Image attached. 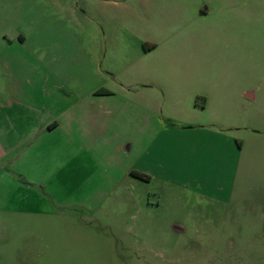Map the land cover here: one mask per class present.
Masks as SVG:
<instances>
[{
	"label": "rangeland",
	"instance_id": "374dc122",
	"mask_svg": "<svg viewBox=\"0 0 264 264\" xmlns=\"http://www.w3.org/2000/svg\"><path fill=\"white\" fill-rule=\"evenodd\" d=\"M91 1L78 0L72 40L80 43L81 59L90 53L82 26ZM107 3L104 32L111 40L102 43L96 30L102 43L96 55L99 73L111 74L100 88L139 81L159 91L155 141L174 167L157 168L150 182L134 187L127 179L97 184L105 177L95 169L88 187L61 195V202L77 205L76 218L64 212L55 224L20 219L8 230L0 222V264H264V0ZM24 4L27 33L44 42L65 40L53 29L63 13L50 0ZM5 21L17 30V13ZM91 78L82 76L78 88ZM247 91L253 99L243 96ZM131 99L130 93L111 96L119 108L111 130L128 135L135 150L131 125L141 108ZM209 120L221 124L216 134L194 128ZM187 141L203 142L206 154L204 163L183 171L177 156L190 151ZM116 142L112 134L109 143Z\"/></svg>",
	"mask_w": 264,
	"mask_h": 264
},
{
	"label": "crops",
	"instance_id": "0c3cea01",
	"mask_svg": "<svg viewBox=\"0 0 264 264\" xmlns=\"http://www.w3.org/2000/svg\"><path fill=\"white\" fill-rule=\"evenodd\" d=\"M50 1L53 9L63 13L61 24L53 29L63 31L64 41L44 42L26 32L28 24L25 26V11L21 8L25 7L24 0H18L16 12V0H7L0 7V222L6 223L7 230L20 219L55 224L64 212L69 219L76 218L77 205L61 202V195L88 187L95 169L105 177L97 184L114 186L127 179L134 187V182H150L155 169L174 167L169 152L159 155L155 141L158 90L149 88V83L128 85L118 80L112 91L107 88V93H94L110 80L111 74L99 73L96 55L100 44L107 45L111 40L104 32L105 26L110 27L109 0H92L86 9V25L82 28L86 27L89 34L82 43H90V53L85 59L77 55L80 43L72 40L79 29L78 0ZM14 13L19 19L17 30L5 21ZM96 30H101L102 43ZM89 73L93 82L79 89L80 79ZM126 93L142 109L133 111L135 116L141 115L131 125L135 150L128 135L111 130L117 126L118 115L114 112L119 110L111 105V96L120 98ZM243 96L253 99V91ZM219 125L209 120L194 128L216 134ZM112 134L117 142L110 144ZM143 142L145 149L140 147ZM202 144L187 141L190 151L177 156L183 171L204 163ZM131 171L143 176L136 177ZM78 207L90 210L84 204ZM31 236L40 239L37 233Z\"/></svg>",
	"mask_w": 264,
	"mask_h": 264
},
{
	"label": "trees",
	"instance_id": "16d2710c",
	"mask_svg": "<svg viewBox=\"0 0 264 264\" xmlns=\"http://www.w3.org/2000/svg\"><path fill=\"white\" fill-rule=\"evenodd\" d=\"M108 91L103 89V88H100V89H97L94 91L95 94H99V93H107ZM132 174H134L136 177H142L143 175L140 174V173H137V172H134V171H131Z\"/></svg>",
	"mask_w": 264,
	"mask_h": 264
}]
</instances>
